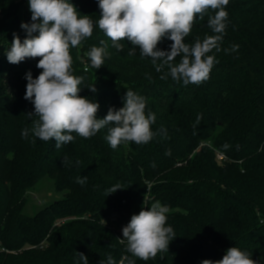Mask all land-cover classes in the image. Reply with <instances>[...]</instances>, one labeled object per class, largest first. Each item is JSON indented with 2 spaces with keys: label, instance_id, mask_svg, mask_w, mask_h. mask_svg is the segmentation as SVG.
<instances>
[{
  "label": "trees",
  "instance_id": "obj_1",
  "mask_svg": "<svg viewBox=\"0 0 264 264\" xmlns=\"http://www.w3.org/2000/svg\"><path fill=\"white\" fill-rule=\"evenodd\" d=\"M70 2L98 21L97 0ZM225 10L220 51L209 53L218 63L199 85L185 86L170 76L161 80L151 58L141 57L138 48L129 56L126 40L118 52L96 26L71 49L74 74L84 77L80 95L99 104L102 119L110 107H123L128 89L135 91L146 98V112L155 114L157 135L148 144L112 149L105 127L89 139L73 134V142L57 149L54 140L42 141L31 131L21 137L37 119L27 115L34 106L24 99L25 75L31 71L35 78L41 70L38 58L18 65L7 61L13 34L23 41L20 25L32 21L28 0H0V264H83L77 253L89 264L111 254L119 264L130 256L119 240L122 228L157 200L169 207L167 225L176 237L154 259L130 257L136 264H201L221 259L230 247L264 264V0H229ZM208 15L214 13L197 18L185 42L214 35ZM101 40L110 56L96 70L85 53ZM171 43L165 38L158 48L170 50ZM65 157L71 165L63 164ZM78 176H87L86 184L76 183ZM46 177L62 197L25 213L29 195ZM118 183L123 189L106 195Z\"/></svg>",
  "mask_w": 264,
  "mask_h": 264
},
{
  "label": "clouds",
  "instance_id": "obj_2",
  "mask_svg": "<svg viewBox=\"0 0 264 264\" xmlns=\"http://www.w3.org/2000/svg\"><path fill=\"white\" fill-rule=\"evenodd\" d=\"M99 19L94 23L89 15H81L70 0H28L31 23H21L26 32L21 41L13 34L7 61L18 65L26 59H37L39 75L33 78L31 71L25 75L27 80L24 99L34 106V112L27 115L37 117L31 129L21 131L27 139L29 131L42 141H55V147L73 142L75 136L89 139L107 127L106 141L112 149L122 144H148L156 132L152 125L156 121L154 113L146 112L147 101L142 95L128 89L123 98V107H110L106 116L97 118L99 104L81 96L84 77L77 76L73 70L71 49L78 48L82 42L93 35L98 26L111 41L118 52L124 50L121 41L126 40L132 47L128 55L140 51L141 57L151 58L160 79L182 81L185 86L199 85L209 79L213 66L218 63L215 49L220 51V43L227 27L228 13L225 10L229 0H97ZM208 15L207 26L214 35L197 38L192 43L185 42L190 36L197 18L203 20ZM172 41L170 50H161L158 45L165 39ZM99 47L92 46L86 53L90 67L99 69L105 58L110 56L108 43L100 41ZM233 45L232 50L238 49ZM227 51V50H225ZM179 61L176 62V58ZM159 62V63H158ZM167 69V71H165ZM149 79L151 77H148ZM96 92L94 85L88 86ZM202 116H197L199 124ZM110 126V127H108ZM159 132L167 136V130ZM75 134V136L73 135ZM228 150L231 145L222 146ZM239 145L236 146L239 150ZM165 155H171L167 149ZM76 161V166L79 165ZM63 164L71 165L67 157ZM153 167L155 164L152 165ZM87 176L77 177L76 183L83 186ZM123 187L118 183L106 189V195L115 193ZM167 205L155 201L149 208H142L133 214L122 228L125 251L119 264H136L135 257L142 261L154 259L159 253L168 252L170 242L176 237L172 226L167 225ZM83 264H89L84 253H77ZM100 264H117L109 254ZM201 264H257L252 255L239 247H230L223 257L213 261L205 259Z\"/></svg>",
  "mask_w": 264,
  "mask_h": 264
},
{
  "label": "rangeland",
  "instance_id": "obj_3",
  "mask_svg": "<svg viewBox=\"0 0 264 264\" xmlns=\"http://www.w3.org/2000/svg\"><path fill=\"white\" fill-rule=\"evenodd\" d=\"M31 192L28 199V204L25 208V213H37L46 204H49L55 199L62 197V194L57 193L54 189L53 181L49 178H44Z\"/></svg>",
  "mask_w": 264,
  "mask_h": 264
},
{
  "label": "built area",
  "instance_id": "obj_4",
  "mask_svg": "<svg viewBox=\"0 0 264 264\" xmlns=\"http://www.w3.org/2000/svg\"><path fill=\"white\" fill-rule=\"evenodd\" d=\"M218 158H219V160H224L225 159V156L222 155V154H218Z\"/></svg>",
  "mask_w": 264,
  "mask_h": 264
}]
</instances>
